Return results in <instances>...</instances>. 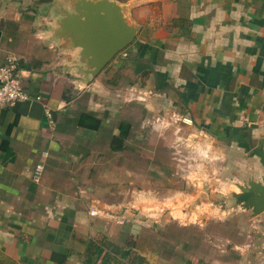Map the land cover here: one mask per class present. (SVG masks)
<instances>
[{
	"label": "crops",
	"instance_id": "crops-1",
	"mask_svg": "<svg viewBox=\"0 0 264 264\" xmlns=\"http://www.w3.org/2000/svg\"><path fill=\"white\" fill-rule=\"evenodd\" d=\"M80 1L0 0V264H264V0H108L135 37L87 83Z\"/></svg>",
	"mask_w": 264,
	"mask_h": 264
},
{
	"label": "water",
	"instance_id": "water-1",
	"mask_svg": "<svg viewBox=\"0 0 264 264\" xmlns=\"http://www.w3.org/2000/svg\"><path fill=\"white\" fill-rule=\"evenodd\" d=\"M59 25L69 33V38L81 41L77 44L83 65L79 71L86 83L135 37V29L125 23L120 7L108 0H81L73 15L62 14ZM253 153L264 165V149L256 148ZM241 192L247 195L242 201L245 210L253 215L264 212V179L261 183L250 181Z\"/></svg>",
	"mask_w": 264,
	"mask_h": 264
},
{
	"label": "built area",
	"instance_id": "built-area-1",
	"mask_svg": "<svg viewBox=\"0 0 264 264\" xmlns=\"http://www.w3.org/2000/svg\"><path fill=\"white\" fill-rule=\"evenodd\" d=\"M19 60L14 56H9L6 61L0 65V109L9 108L18 102L30 100L29 95L23 88L19 73ZM189 122V120L184 119ZM42 171L41 166H37L34 172V179L37 180ZM134 209V207H129ZM88 213L91 217H99L101 213L107 214L105 208H99L98 205L91 203L88 207ZM122 223V221H118Z\"/></svg>",
	"mask_w": 264,
	"mask_h": 264
}]
</instances>
